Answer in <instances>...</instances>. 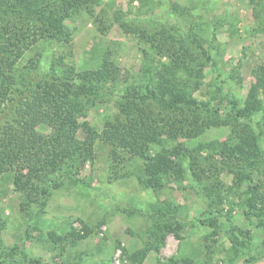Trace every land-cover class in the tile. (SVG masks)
<instances>
[{"label":"rangeland","instance_id":"obj_1","mask_svg":"<svg viewBox=\"0 0 264 264\" xmlns=\"http://www.w3.org/2000/svg\"><path fill=\"white\" fill-rule=\"evenodd\" d=\"M94 11L67 21L71 45L44 41L26 53L19 70L29 72L36 65L43 77L60 56L78 70L96 69L103 56L116 61L122 77L108 86L87 118L99 128L119 116V103L134 101L138 90L152 98L149 81L160 80L161 63L170 62L173 51H185L196 64H204L196 98L203 108L219 104L224 116L232 113V100L244 105L251 89L264 79V0H102ZM164 33L170 44L153 46L150 37L161 41ZM259 93L264 102L263 86ZM151 98L146 102L156 103ZM247 123L260 134L261 164L249 172L257 192L264 195V109L242 126ZM39 130L50 128L42 125ZM236 134L229 126L213 127L196 141L233 144L239 141ZM197 142L187 145L193 149ZM111 149L98 143L95 162L86 165L78 181L66 174L53 176L34 196L0 178V264H264V227L244 214L250 181L240 184L220 156L216 159L222 183L201 180L220 188L221 196L210 198L190 169V156L180 160L181 179H164L159 189H152L129 167L110 170ZM159 152L165 151L156 147L150 156ZM210 153L215 157L207 150L198 155L205 169L212 162L207 160ZM210 219L216 220V227L210 226ZM245 231L252 238H246ZM161 235L165 241L160 249L148 251ZM243 240L248 241L246 247L238 245L236 253L233 243ZM136 251L147 253L142 263L131 257Z\"/></svg>","mask_w":264,"mask_h":264},{"label":"trees","instance_id":"obj_2","mask_svg":"<svg viewBox=\"0 0 264 264\" xmlns=\"http://www.w3.org/2000/svg\"><path fill=\"white\" fill-rule=\"evenodd\" d=\"M101 1L0 0V116L9 109L5 121H0V178L10 179L14 190L34 196L53 176L66 174L78 181L86 165L95 162L98 143H104L112 148L110 170L129 167L143 185L152 189H159L164 179H181L184 167L180 160L190 156V169L211 198L221 196L220 188L207 186L201 180L206 177L213 184L222 183L216 159L220 156L230 172L236 173L240 184L250 181L244 214L256 217L257 226L264 227V195L257 192L249 172L261 164L260 134L251 130L248 123L242 126V121L251 122L264 109L259 93L264 79L251 89L244 105L232 100V113L224 116L219 104H207L203 108L196 98L203 86L204 64H196L185 51H173L170 62L161 63L160 80L149 81L152 98L138 90L134 101L119 103V116H113L99 128L87 118L108 86L122 77L116 61L103 56L96 69L78 70L60 56L53 61L52 71L43 77L36 65L29 72L19 70L26 53L35 51L44 41L71 45L72 31L67 21L85 11L93 15ZM162 36L161 41L150 37L153 46L157 43L163 49L165 44H170L167 35ZM157 96L161 97L160 101ZM146 97L156 103H147ZM42 125L50 130L42 132L39 130ZM220 126L232 127L239 141L233 144L196 141L208 129ZM187 142L197 143L190 149ZM156 147H162L165 152L151 157ZM204 150L215 154L208 156L207 160L212 162L206 169L198 160ZM170 155L179 159L172 161ZM214 221L210 219V226L216 227ZM242 233L252 238L249 232ZM76 238L81 239L78 235ZM164 241L163 235L157 237L148 251L159 250ZM247 242L233 243L234 251L239 253L237 246L246 247ZM146 256L145 251L131 253L136 263H142Z\"/></svg>","mask_w":264,"mask_h":264}]
</instances>
